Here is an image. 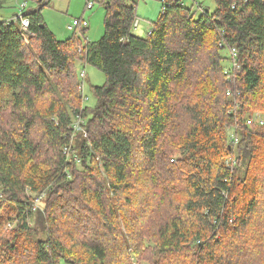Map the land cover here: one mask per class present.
Returning <instances> with one entry per match:
<instances>
[{
  "label": "trees",
  "instance_id": "obj_1",
  "mask_svg": "<svg viewBox=\"0 0 264 264\" xmlns=\"http://www.w3.org/2000/svg\"><path fill=\"white\" fill-rule=\"evenodd\" d=\"M96 1L93 43L0 17V264H264V0H159L145 32ZM80 64L106 78L91 105Z\"/></svg>",
  "mask_w": 264,
  "mask_h": 264
},
{
  "label": "rangeland",
  "instance_id": "obj_2",
  "mask_svg": "<svg viewBox=\"0 0 264 264\" xmlns=\"http://www.w3.org/2000/svg\"><path fill=\"white\" fill-rule=\"evenodd\" d=\"M46 1L47 0H42V3H40L38 0H7L5 8L0 10V17L10 20L16 17V15H21L31 10H36L39 7H43L41 10L43 20L46 22L48 28L55 34L59 41H67L71 37H74V34L76 36H80V38L84 41V44L93 43L102 38L105 32L104 17L106 15L105 5L102 2L96 1L94 4V9L88 10L86 8L85 13L82 15L81 12L87 6L86 0H51L48 4H45ZM200 1H204L205 6L209 8L211 12H213L217 7L214 0ZM22 4H26V8L21 12L20 7ZM130 4H135L137 19L139 24L141 23L140 29L138 31L145 32L148 28H150V26L153 27V22L157 21L161 13V2L159 0H131ZM199 14L200 12H198V15ZM81 17L85 18L89 23L87 31L83 35L80 32L75 33L69 31L68 26L72 25L73 20L76 18L80 19ZM138 21L134 22V30L136 29L135 23H138ZM138 31H136V33H138ZM81 70H85L86 72V79L83 81V87L85 89V95L88 97V101L85 104L91 105L94 103L91 87L104 85L106 78L101 71L92 65L80 64V71ZM239 108H241L240 102L236 103L234 107L230 109V113H234L236 109ZM257 112L262 114L264 118L263 112L255 111L252 113H247L244 120L247 122L248 119L254 116V114ZM80 118L85 122V125H83L81 130L86 127L85 119L80 115H75L72 119L73 121L71 126H69L70 133H72V141H76L80 136L79 133L81 130L79 131V129L82 125ZM225 128L231 137V127L226 126ZM39 133L40 130L37 131V134ZM38 137H40V135H38ZM82 137H85V133H83ZM13 226V224L9 223L5 227V230H10L13 228Z\"/></svg>",
  "mask_w": 264,
  "mask_h": 264
},
{
  "label": "built area",
  "instance_id": "obj_3",
  "mask_svg": "<svg viewBox=\"0 0 264 264\" xmlns=\"http://www.w3.org/2000/svg\"><path fill=\"white\" fill-rule=\"evenodd\" d=\"M50 1H51V0H47V1L45 2V4H48ZM174 1H177V0H174ZM192 1L195 2V0H192ZM95 2H96V0H86V3H87L86 8H87L88 10H91V9L93 8ZM169 6H170V4L167 3L166 6H165V8H164L163 11H162V14H164V10L166 9V7H169ZM233 7L236 8V5H234ZM25 8H26V4H22L21 7H20L21 12H22ZM27 15H28L27 13H23V14H21V15H16V17H14L13 19L8 20L7 22H8V23H10V22H12V21H14V22H20L21 29L24 30L25 32H27V33L33 35V33H31L30 30H29V29H30V20H29V18L27 17ZM136 21H138V19H137ZM137 24H138V25H137ZM88 26H89L88 21H87L85 18L81 17L80 19H77V18L74 19L73 22H72V25H69V26H68V30L77 33V32H80L82 29L87 28ZM138 26H139V21H138V23H135V28L137 29ZM149 31H150V33H151V32H152V28H151ZM220 47H223V44H222V43H220ZM78 52H79V54H82V49L79 48V49H78ZM230 55H231V59H232V62H233V64H232V68H233V69H237V70H239V69H240V66L238 65L237 61H235L236 58H237V49H236L235 47H233V48L231 49V51H230ZM230 72H231V71H230L229 69H227V70L225 71L226 74H230ZM80 78L82 79L81 86H80V91H81V92L83 93V95H84V94H85V89H84V87H83V86H84V85H83V81H84V79H86V72H85V70H82V72L80 73ZM227 96H228L229 98H231V97H233V93H232L231 91H228V92H227ZM84 100H85V101H88V97L85 96V97H84ZM80 122H82V125H81L79 131L82 129L83 125H85V122H84L81 118H80ZM247 124L250 125V126H251L252 124H253V125L255 124V125H260V126H262V125H264V118H263L262 114H260V113L257 112L256 114H254V116H252L251 118L248 119ZM74 137H75V136H74ZM231 140H233V141H234L233 143H235V144L238 143V137L236 138V137H234V135H233V136L231 135ZM73 142H74V141L71 140V145H73ZM71 151H72L71 146L63 149V153H64L66 156H69L70 153H71ZM44 196H45V195H42V196L38 199V201H40ZM38 201H37V203H35V208H36L37 205H38Z\"/></svg>",
  "mask_w": 264,
  "mask_h": 264
},
{
  "label": "crops",
  "instance_id": "obj_4",
  "mask_svg": "<svg viewBox=\"0 0 264 264\" xmlns=\"http://www.w3.org/2000/svg\"><path fill=\"white\" fill-rule=\"evenodd\" d=\"M40 3H42V0H38ZM95 6V5H94ZM94 6H93V8L91 9V10H93L94 9ZM43 7H39L38 9H36V10H39V9H42ZM85 11H86V7L83 9V11L81 12L82 13V15L85 13ZM78 12H80V11H78ZM81 15V16H82ZM45 22V21H44ZM45 24H46V22H45ZM48 27V26H47ZM49 29V28H48ZM50 30V29H49ZM51 31V30H50ZM52 32V31H51ZM53 33V32H52ZM54 34V33H53ZM55 35V34H54Z\"/></svg>",
  "mask_w": 264,
  "mask_h": 264
}]
</instances>
